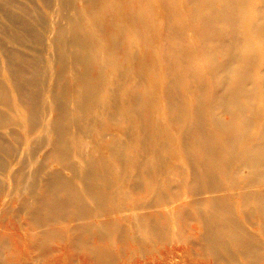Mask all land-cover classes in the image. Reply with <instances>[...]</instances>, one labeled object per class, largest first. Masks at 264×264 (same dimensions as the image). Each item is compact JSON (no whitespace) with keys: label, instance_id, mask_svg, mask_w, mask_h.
Segmentation results:
<instances>
[{"label":"bare ground","instance_id":"1","mask_svg":"<svg viewBox=\"0 0 264 264\" xmlns=\"http://www.w3.org/2000/svg\"><path fill=\"white\" fill-rule=\"evenodd\" d=\"M0 264H264V0H0Z\"/></svg>","mask_w":264,"mask_h":264}]
</instances>
